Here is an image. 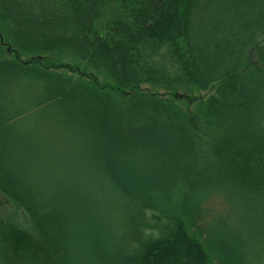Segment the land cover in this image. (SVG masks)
Returning <instances> with one entry per match:
<instances>
[{"label": "trees", "instance_id": "obj_1", "mask_svg": "<svg viewBox=\"0 0 264 264\" xmlns=\"http://www.w3.org/2000/svg\"><path fill=\"white\" fill-rule=\"evenodd\" d=\"M0 40V193L26 217L0 210V264H247L264 0H0ZM209 193L240 225L201 237Z\"/></svg>", "mask_w": 264, "mask_h": 264}, {"label": "rangeland", "instance_id": "obj_2", "mask_svg": "<svg viewBox=\"0 0 264 264\" xmlns=\"http://www.w3.org/2000/svg\"><path fill=\"white\" fill-rule=\"evenodd\" d=\"M0 42L2 41L0 40ZM2 48L3 47L0 43V54H14V51H3ZM18 56L23 59L30 58V54L26 53H19ZM37 56L40 60L53 59L56 62H60L61 64L79 63V61L66 54H40ZM207 92L208 90L191 89L190 93H192V95L194 96L192 99L188 101L181 96H179V99L182 100V104H185V107H187L189 111H194L198 99L203 98V96H205ZM199 205L200 212L198 214V217L195 219V224L193 225V227L199 230V235L201 237L205 235L207 225H211L212 227L217 225L218 223H228L231 225L235 223L236 225H240V223L235 218L234 212L232 211V209H230L228 199L220 193H209L208 195L204 196ZM0 210L3 212H12L17 216V220H19L23 224L26 223V217L22 213L21 209L16 208L10 201L6 200L1 193ZM237 227L239 228V226ZM258 241V243L250 245L251 256L249 257V254L246 253V258L248 260L247 264H264V237L262 236L260 239H258ZM213 263L218 264V261L213 258Z\"/></svg>", "mask_w": 264, "mask_h": 264}]
</instances>
